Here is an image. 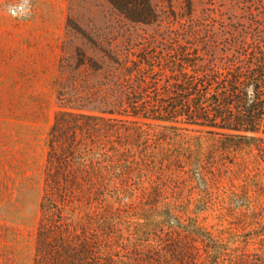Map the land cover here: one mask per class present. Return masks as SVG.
I'll return each instance as SVG.
<instances>
[{
  "label": "trees",
  "instance_id": "obj_1",
  "mask_svg": "<svg viewBox=\"0 0 264 264\" xmlns=\"http://www.w3.org/2000/svg\"><path fill=\"white\" fill-rule=\"evenodd\" d=\"M108 1L132 21L157 20L151 0ZM262 33L221 64L168 49L175 59L158 61L166 79L153 94L135 90L108 112L55 113L33 264H264V25ZM141 59L155 69L157 56ZM148 132L167 137L151 159L139 146L153 141ZM203 135L215 141L208 149ZM225 155L239 158L242 182L225 206L237 232L202 224L188 208L194 200L170 197L179 188L165 176ZM137 172L139 201L129 202ZM197 202L207 206L203 197Z\"/></svg>",
  "mask_w": 264,
  "mask_h": 264
},
{
  "label": "rangeland",
  "instance_id": "obj_2",
  "mask_svg": "<svg viewBox=\"0 0 264 264\" xmlns=\"http://www.w3.org/2000/svg\"><path fill=\"white\" fill-rule=\"evenodd\" d=\"M151 2L157 20L141 23L108 0H0V264H33L48 134L58 110L108 112L135 90L153 94L166 79L158 61L175 59L168 49L221 64L263 35L264 0ZM147 55L157 56L155 69L141 59ZM145 76L155 84L146 85ZM149 134L153 141L139 144L146 159L158 156L154 148L167 138ZM134 140L131 135V146ZM200 141L205 149L215 143L204 135ZM177 171L165 175L179 188L170 197L178 204L194 200L193 216L214 231L239 230L225 209L227 195L242 182L239 158L220 156L201 170ZM131 178L136 195L124 200L136 202L140 173ZM206 184L211 191L205 193ZM201 197L207 206L197 202Z\"/></svg>",
  "mask_w": 264,
  "mask_h": 264
}]
</instances>
